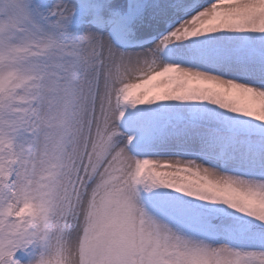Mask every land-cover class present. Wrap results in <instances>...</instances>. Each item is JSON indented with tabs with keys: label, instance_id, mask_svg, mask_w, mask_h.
Masks as SVG:
<instances>
[{
	"label": "snow or ice",
	"instance_id": "snow-or-ice-1",
	"mask_svg": "<svg viewBox=\"0 0 264 264\" xmlns=\"http://www.w3.org/2000/svg\"><path fill=\"white\" fill-rule=\"evenodd\" d=\"M0 264H264V0H0Z\"/></svg>",
	"mask_w": 264,
	"mask_h": 264
}]
</instances>
